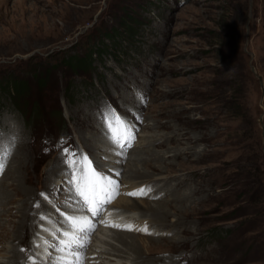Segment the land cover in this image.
I'll return each instance as SVG.
<instances>
[{
    "label": "rangeland",
    "instance_id": "obj_1",
    "mask_svg": "<svg viewBox=\"0 0 264 264\" xmlns=\"http://www.w3.org/2000/svg\"><path fill=\"white\" fill-rule=\"evenodd\" d=\"M105 106L134 128L123 156L106 139ZM63 147L89 155L120 184L102 216L83 210L72 183L61 185L68 171L60 163ZM4 148L11 156L0 194L8 188L17 203L0 212L25 200L14 185L23 178L33 198L31 221L41 225V201L52 183L61 185L45 217H57L59 226L69 215L91 220L95 230L83 254L90 264L116 262L90 255L102 228L115 235L104 217L111 211L150 229L146 235L111 227L135 237L143 257L136 264H264V0H0ZM142 186L152 191L125 195ZM166 201L173 209L159 205ZM151 206L169 216L166 222L149 213ZM0 222L12 220L2 215ZM2 229L4 263L14 230ZM53 245L44 252H56Z\"/></svg>",
    "mask_w": 264,
    "mask_h": 264
},
{
    "label": "snow or ice",
    "instance_id": "obj_2",
    "mask_svg": "<svg viewBox=\"0 0 264 264\" xmlns=\"http://www.w3.org/2000/svg\"><path fill=\"white\" fill-rule=\"evenodd\" d=\"M101 124L109 133L106 137L113 149H119L117 156H123L127 149L133 147L136 139L134 128L122 116L117 115L110 106H105L101 112ZM119 133V134H118ZM63 144V140L61 141ZM11 152L4 148L0 150V173L5 169V164ZM60 163L63 164L70 176V183L74 187V195L83 206V210L90 212L93 217L102 216L105 206L111 203L118 195L120 184L109 175L98 170L99 166L93 167V160L89 155L78 156L75 151L67 147L62 148ZM120 175L119 172L116 173ZM152 191L151 187H140L125 193L129 196H147ZM41 193V196H44ZM39 207V205H36ZM68 229L61 233L57 244L53 245L56 252L61 255L51 260L50 264H83L82 256L86 250L87 237L94 231L95 225L86 216H66ZM111 227L121 228L127 231H139L150 235V229L145 224L136 227L132 223H110ZM23 251V249H21ZM33 264L35 261L33 260Z\"/></svg>",
    "mask_w": 264,
    "mask_h": 264
},
{
    "label": "bare ground",
    "instance_id": "obj_3",
    "mask_svg": "<svg viewBox=\"0 0 264 264\" xmlns=\"http://www.w3.org/2000/svg\"><path fill=\"white\" fill-rule=\"evenodd\" d=\"M137 156H139V155H137ZM120 163L121 162L118 161L116 163V165H113V169L115 171H116L117 166L120 165ZM96 166H98L97 163H96ZM65 172H67L66 175H61V180H63V182H61V185H63V186H65V183H66L65 180L70 182V176L68 175V171H65ZM131 172L134 175L135 174L136 175L139 174L137 171L133 170V168L131 169ZM21 180L22 181L19 182V178H17L16 181H14V180L13 181L15 182L14 185L18 187V190L21 191L22 193H24L23 196L26 197V198L24 197L25 200H22V202H20L21 204L19 206H17L15 209L12 208L13 206H11V210L10 211H5V212L2 213V210H1V212H0V216L4 215L6 218L10 217V221L12 220V223H8L9 227H7L8 225L6 226V225H4L3 223L0 222V231H1V227L2 226H3L2 231H3L4 234H10L11 233L10 230L12 228L14 230L13 233H12V236H10V238H9V240H11V239L13 240L12 244H10L9 250H6V248H4V251H5L4 254H5V257L7 256L6 257L7 261L4 262V263L0 262V264H33V260L35 261V264L36 263L37 264H45L46 260H48V262H50V260H52V257H53V259H55V258H58L61 255L60 253L53 252V251H49L51 255L50 254L48 255L44 251H48L49 250L48 244L49 245L57 244L58 241H54V240L60 239L61 238V233L64 230L68 229V227H69L66 219L64 220V219H62V217L60 218V220L64 224L62 226H59V224L56 223L58 221L57 217H55V216L52 217V218H46L45 217L46 211H49V210L52 211V209L54 208L55 202L54 201L52 202V200H50V199H52V198L54 199V195L56 194V191L61 190V185L56 186L55 183H52V187L49 190L47 189V191H46L47 192V199L46 200L44 199L45 200L44 202L41 201V204L44 205L46 209L44 211L41 210L40 212H37V217H36V222L39 221V220H42V219L44 220V222L41 225H38L37 224L38 222L36 224H34L31 221L32 218L30 216L31 215V211H32V207L34 205L32 203V200H33L32 197L33 196L31 197L32 200H29V195H27V194L30 193L31 189H30V187H25V186H27L26 185V183H27L26 179L21 178ZM59 180H60V178L58 177V178L55 179V182H58ZM11 184H10V187L13 188V190L17 191V187H15V186H13ZM7 189L8 188L4 189V191H2V193L0 194V204H1L0 206L5 207V208L8 207V205L17 203L15 201L11 202V200L13 198L11 200L9 199L11 197H9V192H8ZM13 197H15V196H13ZM3 202H5V203H3ZM62 202H64V201L62 200ZM161 204H159L161 207H169V208L171 207L172 208V205L169 203V201L162 202ZM70 205H71V203L68 204V206H67L68 208H70V210L67 211V212H70V211L72 212L74 210V208H75V205H71V206ZM131 205H132L131 208L138 209L136 205H134V204H131ZM125 206H129V205H125ZM39 208H41V207L39 206ZM42 208H44V207H42ZM159 210L160 209H158L156 206L155 207L151 206V207L148 208L149 213L151 212L152 216L155 217L156 220H160V221L165 220V222H166V219H167L166 217L168 215L164 214V212H162L161 210L159 211ZM13 211L15 212L14 215H12ZM35 211H38V209L35 210ZM35 216H36V214H35ZM57 216H59V215H57ZM80 216H83V214L80 215ZM104 217H111V214L108 215V213H106L104 215ZM110 220H112V219H110ZM53 222H55V223H53ZM101 222H100V224L103 227V224ZM115 223L124 224L125 222H122L120 220V221L115 222ZM65 224H67V225H65ZM56 226H59V228H56ZM34 228H36V230ZM7 230H8V232H7ZM30 230H33V231L35 230L34 232L32 231L33 233L31 232L32 236L29 237L30 241L28 240V237H27V243L26 242L25 243L22 242L23 238L25 237V235L27 233L28 234L30 233ZM110 230L113 231V233L111 232V234H115V235L110 236L109 232H107V231H109V230H107V228H105V229L102 228V231L99 232L100 235L97 234L96 239H94V242H92V249L94 250V252H90V255H91V253H93V256L98 257V259L101 258V256L104 255L103 253L108 254L109 256H114V257H116V262H115L116 264L121 262L122 259H125V262H126L125 264H132L134 262L137 263V262L143 261V257L141 255L140 251L138 250V247L135 244V237L134 236L128 235L125 232L124 233L115 232L113 229H111V227H110ZM122 230H124V229H122ZM35 236H36V239L34 238ZM0 237H1V235H0ZM34 239H35V241H33ZM91 239H92V237H90L89 241ZM110 239L113 240L114 242L117 241L118 244L114 243ZM7 242L8 241H5V243H7ZM20 242H22L24 244H22V245L20 244L19 245ZM28 242H29V246H28ZM111 242H113V243H111ZM106 243H109V245H107ZM18 245L21 246V247H24L25 248L24 251L28 250L27 254H29V255L27 257H24L23 253H21L20 251H17ZM105 245L109 246V248H106ZM37 251H39L40 255L36 256ZM96 252H101L102 253L101 256L96 255ZM112 252H114V254H112ZM85 253H83V254H85ZM130 256H133L134 258H130ZM5 257H4V259H5ZM23 257L25 259L22 261ZM85 257H84V255L82 256L83 264H90L91 263L90 260L85 259ZM141 257H142V259H141ZM91 258H94V257L91 256ZM96 260H95V262H96ZM103 260H105V259H103ZM104 262L106 264L108 263L107 261H104ZM136 263H134V264H136ZM157 263L162 264V262L159 261L158 259H157V261L152 262V264H157Z\"/></svg>",
    "mask_w": 264,
    "mask_h": 264
},
{
    "label": "trees",
    "instance_id": "obj_4",
    "mask_svg": "<svg viewBox=\"0 0 264 264\" xmlns=\"http://www.w3.org/2000/svg\"><path fill=\"white\" fill-rule=\"evenodd\" d=\"M76 65H78V66H81V63H80V61L78 62V61H75L74 62ZM20 88V87H19ZM18 89V88H17Z\"/></svg>",
    "mask_w": 264,
    "mask_h": 264
},
{
    "label": "water",
    "instance_id": "obj_5",
    "mask_svg": "<svg viewBox=\"0 0 264 264\" xmlns=\"http://www.w3.org/2000/svg\"><path fill=\"white\" fill-rule=\"evenodd\" d=\"M260 82H261V84L263 85V80H262V79H260Z\"/></svg>",
    "mask_w": 264,
    "mask_h": 264
}]
</instances>
